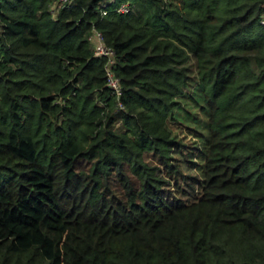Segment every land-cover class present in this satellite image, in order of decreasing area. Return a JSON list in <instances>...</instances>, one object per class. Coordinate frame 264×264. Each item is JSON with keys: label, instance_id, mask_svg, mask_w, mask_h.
<instances>
[{"label": "trees", "instance_id": "1", "mask_svg": "<svg viewBox=\"0 0 264 264\" xmlns=\"http://www.w3.org/2000/svg\"><path fill=\"white\" fill-rule=\"evenodd\" d=\"M55 1L0 0V264H264V0Z\"/></svg>", "mask_w": 264, "mask_h": 264}, {"label": "rangeland", "instance_id": "2", "mask_svg": "<svg viewBox=\"0 0 264 264\" xmlns=\"http://www.w3.org/2000/svg\"><path fill=\"white\" fill-rule=\"evenodd\" d=\"M109 1L104 0L102 4H107ZM196 116L199 118H194ZM174 117L176 120L169 121V127L176 139L175 150L180 149L184 151L185 155L172 154L173 161L179 165L184 174L199 176L200 172L196 166L200 164V160L196 155L204 146V135L206 133L204 115L190 101H186L176 110ZM195 147L198 150L193 152ZM188 160L195 163V165L189 164ZM180 185L183 186V183L181 182Z\"/></svg>", "mask_w": 264, "mask_h": 264}, {"label": "built area", "instance_id": "3", "mask_svg": "<svg viewBox=\"0 0 264 264\" xmlns=\"http://www.w3.org/2000/svg\"><path fill=\"white\" fill-rule=\"evenodd\" d=\"M73 0H56L55 3L64 6H67L72 3ZM114 0H110L109 3H113ZM120 13H126L128 12V7L126 5H121L117 9ZM261 24L264 25V20L261 21ZM91 42L94 46V53L95 56L101 57L105 56L108 58V64H111L113 61L111 60L113 57V52L109 49H106L103 45L102 38L98 33H94L91 37ZM107 86L110 87L113 91L117 93V95L120 94V89L118 85V80L112 75L111 72L107 71Z\"/></svg>", "mask_w": 264, "mask_h": 264}]
</instances>
